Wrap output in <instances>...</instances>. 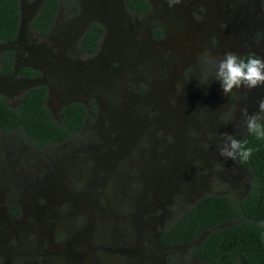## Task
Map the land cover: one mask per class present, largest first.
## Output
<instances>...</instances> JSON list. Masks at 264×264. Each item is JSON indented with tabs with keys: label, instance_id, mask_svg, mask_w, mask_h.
Segmentation results:
<instances>
[{
	"label": "rangeland",
	"instance_id": "1",
	"mask_svg": "<svg viewBox=\"0 0 264 264\" xmlns=\"http://www.w3.org/2000/svg\"><path fill=\"white\" fill-rule=\"evenodd\" d=\"M147 1L142 13L126 0L62 1L41 36L29 22L42 0H20L19 32L0 41V66L5 51L14 62L0 96L15 108L45 85L57 120L75 100L89 120L42 148L0 130V264H202L189 254L198 241L159 243L164 224L204 194L239 200L250 189L252 173L219 149L247 131L264 86L227 96L219 81L199 82L197 60L205 49L264 58V0ZM92 22L104 33L83 55Z\"/></svg>",
	"mask_w": 264,
	"mask_h": 264
},
{
	"label": "trees",
	"instance_id": "2",
	"mask_svg": "<svg viewBox=\"0 0 264 264\" xmlns=\"http://www.w3.org/2000/svg\"><path fill=\"white\" fill-rule=\"evenodd\" d=\"M69 0H66V2ZM71 1V0H70ZM60 0H45L31 20L30 28L46 34L57 17ZM130 9L142 13L149 9L147 0H126ZM20 21L19 0H0V41L15 38ZM103 27L92 23L80 40L82 53H93L103 34ZM159 34L161 30H158ZM258 55L245 53L242 58ZM12 69L6 58L2 72ZM22 73L35 74L30 69ZM47 88L28 89L21 103L13 108L0 96V130L18 132L39 148L58 144L77 134L89 120L85 104L74 101L65 105L57 120L46 103ZM264 116V113L261 114ZM264 124V119L260 121ZM247 141L253 154L247 162L237 164L252 173L250 189L241 199L221 194H204L172 221L164 224L161 245L177 246L198 241L189 254L202 264H264V139L246 131L240 139ZM13 213L18 210L13 206Z\"/></svg>",
	"mask_w": 264,
	"mask_h": 264
},
{
	"label": "clouds",
	"instance_id": "3",
	"mask_svg": "<svg viewBox=\"0 0 264 264\" xmlns=\"http://www.w3.org/2000/svg\"><path fill=\"white\" fill-rule=\"evenodd\" d=\"M181 0H167L169 7L180 3ZM197 63L200 65L199 82L208 84L209 80H216L221 83L225 95H229L234 89L246 87L248 89L264 86V58L249 56L242 58L235 52H226L222 58L214 56L210 50L205 49L199 56ZM264 99L258 105V112L250 114L246 120L248 133L256 136L257 139H264ZM247 141H241L233 135H226L219 154L233 161L247 162L253 149L247 147Z\"/></svg>",
	"mask_w": 264,
	"mask_h": 264
},
{
	"label": "flooded vegetation",
	"instance_id": "4",
	"mask_svg": "<svg viewBox=\"0 0 264 264\" xmlns=\"http://www.w3.org/2000/svg\"><path fill=\"white\" fill-rule=\"evenodd\" d=\"M62 1H64V3L66 2V0H60V2H59V5H58V11H59V7H60V4H61V2ZM19 2H20V0H19ZM44 2H45V0H42V4H41V7H40V9L42 8V6L44 5ZM67 3H68V6L70 7V10H75V4H76V0H69V1H67ZM40 9L38 10V12L40 11ZM19 11H20V7H19ZM37 12V13H38ZM36 13V14H37ZM36 14H35V16H36ZM57 15H58V12H57ZM34 16V17H35ZM33 17V18H34ZM32 18V19H33ZM57 18V17H56ZM31 19V20H32ZM31 20H30V22H31ZM55 21H56V19L54 20V22H53V25L51 26V28L49 29V31L46 33V34H40V33H38L36 30H34V29H32V30H34L37 34H39V35H41V36H43V35H47L50 31H51V29L53 28V26H54V23H55ZM30 22H29V24H30ZM92 23H98V24H100L102 27H103V29H104V26L101 24V23H99V22H92ZM92 23H90L89 25H88V27L92 24ZM30 27V26H29ZM87 27V28H88ZM19 28H20V21H19ZM19 28H18V32H19ZM87 28H86V30H87ZM85 30V31H86ZM85 31H84V33H85ZM18 32H17V34H18ZM83 33V34H84ZM103 33H104V31H103ZM17 34H16V36H17ZM83 34H82V36H83ZM103 35V34H102ZM15 36V37H16ZM82 36L80 37V39H79V52L81 53V54H83V55H91V54H93V53H95L96 51H97V49H98V47H99V43H100V40H101V38L99 39V41H98V46H97V49L93 52V53H89V54H85V53H82L81 52V50H80V40H81V38H82ZM102 37V36H101ZM14 39V38H13ZM13 39H11V40H13ZM11 40H5V41H11ZM4 57H3V59H2V64H1V66H0V72L1 73H3V74H9V73H11L13 70H14V62H13V56H12V51H5L4 52ZM6 58H12V69L9 71V72H2V69H3V66H4V63H5V60H6ZM23 69H30L31 71H33V72H35V74H27V73H22V70ZM18 74L19 75H23V76H26V77H37V76H39L40 75V72L38 71V70H35V69H33V68H30V67H22L19 71H18ZM38 86H45V85H38ZM34 87H36V86H34ZM46 87V86H45ZM31 88H33V87H31ZM47 88V87H46ZM30 89V88H29ZM28 90V89H27ZM26 90V91H27ZM25 91V92H26ZM24 92V93H25ZM24 95V94H23ZM47 96H48V88H47ZM23 98V97H22ZM46 100H47V98H46ZM75 101H77V100H75ZM71 102H74V101H71ZM79 102H81V101H79ZM70 103V102H69ZM81 103H83V102H81ZM68 104V103H67ZM66 104V105H67ZM84 104V103H83ZM65 106V105H64ZM63 106V107H64ZM86 106V105H85ZM62 107V108H63ZM87 109V108H86ZM88 122V121H87ZM87 122H85V124L87 123ZM84 124V125H85ZM83 125V126H84ZM83 128V127H82ZM10 212V211H9ZM160 243V242H159ZM164 246H166V245H164Z\"/></svg>",
	"mask_w": 264,
	"mask_h": 264
}]
</instances>
